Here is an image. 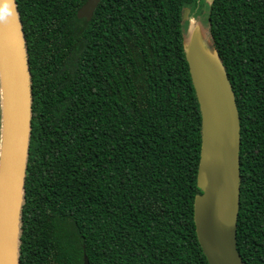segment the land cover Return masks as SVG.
I'll return each instance as SVG.
<instances>
[{
    "label": "trees",
    "instance_id": "16d2710c",
    "mask_svg": "<svg viewBox=\"0 0 264 264\" xmlns=\"http://www.w3.org/2000/svg\"><path fill=\"white\" fill-rule=\"evenodd\" d=\"M16 1L32 81L19 264H210L184 48L202 0H100L90 20L86 0ZM204 1L240 116L237 248L264 264V0Z\"/></svg>",
    "mask_w": 264,
    "mask_h": 264
},
{
    "label": "water",
    "instance_id": "95a60500",
    "mask_svg": "<svg viewBox=\"0 0 264 264\" xmlns=\"http://www.w3.org/2000/svg\"><path fill=\"white\" fill-rule=\"evenodd\" d=\"M100 0H86L90 20ZM211 2L212 0H207ZM190 7L184 8L188 19ZM197 19L184 48L201 111V150L194 199L198 240L210 264H247L237 248L240 116L228 74ZM194 23H193V22ZM0 264H19L21 210L32 118V81L16 0H0ZM83 264H89L84 255Z\"/></svg>",
    "mask_w": 264,
    "mask_h": 264
},
{
    "label": "rangeland",
    "instance_id": "374dc122",
    "mask_svg": "<svg viewBox=\"0 0 264 264\" xmlns=\"http://www.w3.org/2000/svg\"><path fill=\"white\" fill-rule=\"evenodd\" d=\"M202 10H203V12H201L199 10V13H197V15L195 14V16L197 18V20H196L197 21V26H199L200 31H201L202 36H203V39L205 40V39H207V31H206V27H207L206 10H207V8H206V2L204 0H202ZM189 30H188V32H189ZM187 34L185 33V35H187Z\"/></svg>",
    "mask_w": 264,
    "mask_h": 264
}]
</instances>
